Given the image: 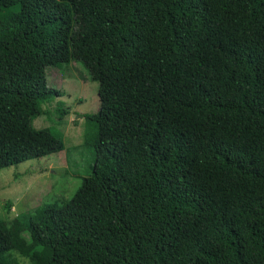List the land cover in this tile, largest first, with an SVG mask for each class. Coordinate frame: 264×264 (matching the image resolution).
I'll list each match as a JSON object with an SVG mask.
<instances>
[{
  "label": "trees",
  "instance_id": "trees-1",
  "mask_svg": "<svg viewBox=\"0 0 264 264\" xmlns=\"http://www.w3.org/2000/svg\"><path fill=\"white\" fill-rule=\"evenodd\" d=\"M77 62L95 164L29 216V264H264V0H0V170L64 151L33 123Z\"/></svg>",
  "mask_w": 264,
  "mask_h": 264
},
{
  "label": "rangeland",
  "instance_id": "rangeland-1",
  "mask_svg": "<svg viewBox=\"0 0 264 264\" xmlns=\"http://www.w3.org/2000/svg\"><path fill=\"white\" fill-rule=\"evenodd\" d=\"M46 74L48 86L61 96H52L43 104L33 124L36 129L62 134L65 149L0 170V216L10 224L14 255L20 264H29L27 255L34 246L29 216L40 205L61 206L70 200L95 164L93 149L83 145L85 116L100 108L98 83L90 80L80 62L48 67Z\"/></svg>",
  "mask_w": 264,
  "mask_h": 264
}]
</instances>
